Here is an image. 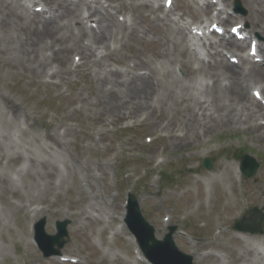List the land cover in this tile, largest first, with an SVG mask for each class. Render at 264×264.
Here are the masks:
<instances>
[{"label": "rangeland", "instance_id": "374dc122", "mask_svg": "<svg viewBox=\"0 0 264 264\" xmlns=\"http://www.w3.org/2000/svg\"><path fill=\"white\" fill-rule=\"evenodd\" d=\"M101 1L116 3L115 0ZM233 1L223 0L224 9L246 17L249 12L245 0H238L243 12L234 11ZM178 9L183 7L174 8L173 13H180ZM135 12L139 19L134 21L145 29L146 35L135 34V40L125 37L123 46L105 59L102 67L107 69L102 72L123 71L126 62L134 61L135 53L149 56L150 61L160 60L151 58V52L158 51L152 43L162 39L160 30L142 16L147 13L144 8L139 7ZM150 28L154 30L153 35ZM73 53H69V58ZM8 66L0 60V91L36 122L37 132L30 130V133L40 139L39 144L22 143L23 151L31 149L32 158L39 152L31 166L24 160L13 165L18 159L9 163L13 168L23 166V171L17 181V194L9 189L0 191V209L6 198L18 204L33 196L36 198L33 207L40 211L31 213L20 207L5 215V224H0V264H144L129 239L126 224L121 228L129 193L135 195L142 215L154 227L157 238H162L167 231L165 224L176 227L173 237L176 247L190 254L193 264L249 263L253 252L248 254L247 250L261 246L256 239L264 236V222L262 234L256 235L234 231L232 222L253 206L264 211V143L250 138L249 131L229 129L215 132L208 142L176 147L162 133L155 134V125L161 121L159 115L153 125L111 118L105 112L100 115L103 107L92 94L97 89L93 72L87 79L73 73L59 79L50 78L48 84H43L22 74L15 69L16 65L17 72ZM175 73L180 78L185 75L177 65ZM63 125L69 127L63 134L67 144L60 151L62 155H55V147L44 141V134L50 131L55 134L58 126ZM147 136L151 141H146ZM163 147L165 152H161ZM241 154H248L258 163L251 177L234 173ZM61 158L67 161V169L59 167L57 171L54 163ZM205 158L211 159L208 170L202 166ZM73 160L78 161L79 169L74 168ZM220 163L234 175L231 184L220 174ZM0 165L2 174L8 167L7 161L0 158ZM59 174L60 185L50 188L47 183ZM89 174L94 178H89ZM203 190L201 199L197 200V193ZM236 203L240 208L233 213L228 207ZM88 205L95 206L89 216L85 213ZM170 214L173 218L164 222L163 217ZM41 217L46 220L42 229L36 227ZM64 219L69 220L68 241L61 247L52 243V250L77 259V263L61 261L57 256L43 257L34 243L37 232L44 235L45 230L53 235L56 221Z\"/></svg>", "mask_w": 264, "mask_h": 264}, {"label": "bare ground", "instance_id": "6f19581e", "mask_svg": "<svg viewBox=\"0 0 264 264\" xmlns=\"http://www.w3.org/2000/svg\"><path fill=\"white\" fill-rule=\"evenodd\" d=\"M23 1L42 4L46 8L40 13L35 12ZM183 1L186 6L190 4ZM115 2L105 5L101 0H0V60L7 62L9 69L15 72L17 69L38 82L48 84L50 78L75 74L78 64L74 63L73 56L78 55L79 65L85 70L82 76L87 79L93 72L96 77L97 89L92 90V94L103 107L100 115L105 112L133 122L144 120L150 125L159 115L161 121L155 125L154 131L162 133L176 147L204 143L215 132L228 129L247 130L250 138L264 143V125L259 123L260 119L264 120V106L247 93L248 86L253 85L260 88L264 97V67L260 68L259 64L247 58L243 53V41H219L228 52L239 51L231 54L239 58L238 64L221 57L214 45H210L212 51L206 50L205 57H202L199 52L191 50L183 22L172 24L166 15L162 16L165 13L159 15L155 12L151 18V5L145 0ZM245 2L251 15L233 17L239 20L237 23H249V33L254 37L264 36V0ZM142 5L148 11L142 16L152 22L162 36L160 41L152 43L158 51L151 52V58L160 60L150 61L149 56L135 53V59L130 60L129 65L123 61L126 62L123 71L102 72L107 69V66L102 67L105 59L117 47L123 46L125 37L135 40V34L146 35L145 29L134 21L139 19L135 11ZM210 6L209 1H204L202 6H192L183 14L199 18ZM117 13L124 16L122 21L117 20ZM150 33L154 34L153 28H150ZM257 41L262 53L264 43ZM70 52H74L72 58H69ZM176 63L185 69L183 78L175 75L173 67ZM11 99L0 91V158L8 164L7 172L0 174V191L9 189L17 194V181L21 178L23 166L13 168L9 163L18 159L13 165L24 160L31 166L39 152L34 149L37 155L32 158L31 149L23 151L22 143L39 144L40 137L30 133V130L37 132L36 122L31 121L25 109ZM125 109L127 115L123 113ZM63 134L64 130L62 134L59 131L44 134V141L48 140L55 147V155H62L60 151L67 144ZM63 160L55 161L57 171L59 167L67 169V161ZM73 161L74 168L79 169L78 161ZM220 174L226 176V182L231 184V171L222 167ZM88 177L94 178L91 174ZM61 180L59 174L47 184L53 188V185H60ZM34 199L31 196L23 202L18 201L21 205L4 199L0 224H5V215L20 207L39 214L40 210L33 207ZM87 208L86 214L95 210L93 205ZM256 240L261 246L247 250L248 254L253 252L248 264H264V236Z\"/></svg>", "mask_w": 264, "mask_h": 264}, {"label": "water", "instance_id": "95a60500", "mask_svg": "<svg viewBox=\"0 0 264 264\" xmlns=\"http://www.w3.org/2000/svg\"><path fill=\"white\" fill-rule=\"evenodd\" d=\"M133 199H134V198L132 197V198L130 199V202H131V201L133 202V201H134ZM39 240H40L39 245H40L41 248H42L44 245L42 244V239H41V237H39ZM42 249H43V248H42ZM43 251H44V249H43ZM43 253H44V255H47V254H48V252H46V251H44Z\"/></svg>", "mask_w": 264, "mask_h": 264}]
</instances>
